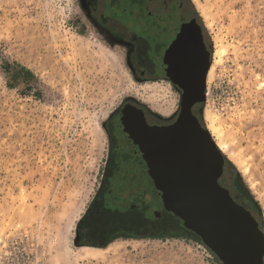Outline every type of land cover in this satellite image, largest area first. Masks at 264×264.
<instances>
[{"label": "rangeland", "instance_id": "rangeland-1", "mask_svg": "<svg viewBox=\"0 0 264 264\" xmlns=\"http://www.w3.org/2000/svg\"><path fill=\"white\" fill-rule=\"evenodd\" d=\"M188 1L212 46L200 114L207 130L215 120L220 182L232 195L245 189L264 232V0ZM127 53L95 29L83 0H0V264H53L59 229L62 246L80 251L109 157L106 125L130 98L152 106L154 82L134 79ZM155 84L177 108L169 83ZM114 241H126L119 253L77 263L220 264L186 236Z\"/></svg>", "mask_w": 264, "mask_h": 264}, {"label": "flooded vegetation", "instance_id": "flooded-vegetation-1", "mask_svg": "<svg viewBox=\"0 0 264 264\" xmlns=\"http://www.w3.org/2000/svg\"><path fill=\"white\" fill-rule=\"evenodd\" d=\"M83 6L96 30L128 49L134 79L169 83L179 103L174 113L165 117L144 101L130 98L107 123L109 157L91 210L95 221H85L81 234L91 243L196 235L172 212L155 206L147 194L138 193L145 188L134 183L140 170L130 164L140 157L139 148L149 130L174 125L189 96L201 94L203 80L211 71L209 33L188 0H83ZM201 105L197 101L192 106L199 122ZM226 168L225 160L220 181ZM232 196L240 202L238 195ZM239 204L260 223L252 205ZM101 213L106 215L98 220Z\"/></svg>", "mask_w": 264, "mask_h": 264}, {"label": "water", "instance_id": "water-1", "mask_svg": "<svg viewBox=\"0 0 264 264\" xmlns=\"http://www.w3.org/2000/svg\"><path fill=\"white\" fill-rule=\"evenodd\" d=\"M210 67L211 62L208 72ZM206 80L174 125L148 131L137 164H130L140 170L134 183L145 188L139 194L177 216L223 264H264L260 223L221 185L225 158L192 114V106L205 100Z\"/></svg>", "mask_w": 264, "mask_h": 264}, {"label": "bare ground", "instance_id": "bare-ground-1", "mask_svg": "<svg viewBox=\"0 0 264 264\" xmlns=\"http://www.w3.org/2000/svg\"><path fill=\"white\" fill-rule=\"evenodd\" d=\"M224 54L223 50H218L215 53V56L222 57ZM211 76V71L209 77ZM145 90L149 93V100L152 103V107L159 111L160 113L170 116L174 113L176 104L175 101L170 96V92L160 88L157 84L153 83L149 86L145 87ZM206 123L208 130L210 133L215 136L217 131L214 117L207 116ZM220 149L223 150L222 146L219 145ZM63 231L59 229L56 236H57V254L55 258L52 260L53 264H78V260L84 261H96L102 262L106 260V257L112 253V255L119 253L121 250L124 249V246L121 244L126 241L118 242L114 241L106 248L101 247H89L84 246L80 247V251L74 254L71 252L70 249L65 248L62 246L61 242L63 239ZM121 243V244H120Z\"/></svg>", "mask_w": 264, "mask_h": 264}, {"label": "trees", "instance_id": "trees-1", "mask_svg": "<svg viewBox=\"0 0 264 264\" xmlns=\"http://www.w3.org/2000/svg\"><path fill=\"white\" fill-rule=\"evenodd\" d=\"M21 72H23L25 74V77H32V72L29 71L28 69L22 67L21 68ZM235 168V167H234ZM235 174L237 176V178L240 179V173L237 171V169L235 168ZM222 184V183H221ZM223 185V184H222ZM245 189L242 188L240 185L236 184V187L233 188V194L234 195H238L239 197V200L240 202L239 203H248L250 205H252L256 210V214L258 215V219L261 223V227H262V214H261V211L260 209L258 208L257 206V203L255 201H253L249 196H248V193L246 191H244ZM234 197V196H233ZM245 205V204H244ZM106 215V213H101L97 219L100 220L102 219V217H104ZM102 216V217H101ZM81 238L80 241H79V245H87V246H95V247H106L107 245H109L110 243H112L114 240H98L97 242L95 243H91V242H88L86 240H81L83 238V234L79 235ZM187 238H192V239H195L198 243H200L201 245L205 246L207 249H209L203 242L202 240L197 236V235H190L189 237ZM209 251L214 255V257L216 258V260L220 263V264H223L220 259L209 249Z\"/></svg>", "mask_w": 264, "mask_h": 264}]
</instances>
